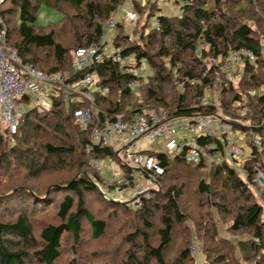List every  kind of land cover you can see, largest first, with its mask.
Returning a JSON list of instances; mask_svg holds the SVG:
<instances>
[{"label": "trees", "instance_id": "16d2710c", "mask_svg": "<svg viewBox=\"0 0 264 264\" xmlns=\"http://www.w3.org/2000/svg\"><path fill=\"white\" fill-rule=\"evenodd\" d=\"M126 1L6 0L1 13L8 43L22 62L46 72L70 71L74 50L97 43L111 15ZM177 2L182 7L163 13L159 29L151 22L161 9V0H149L145 5L135 2L139 13L137 39L129 38L125 19L118 23L116 42L125 46L126 54L147 61L153 74L136 90L129 86L133 75L124 73L118 63L106 60L96 65L99 85L110 87L108 94L97 95L98 107L112 116L123 114L124 119L144 108H165L172 118L222 114L234 121L247 119L249 125L234 122V129H253L263 144L248 141L245 176L226 161L209 164L203 159L196 165L179 156L171 160L158 152L164 172L158 175L156 189L141 207L99 195L135 217L129 249L135 247L140 253L128 255L129 264H195L194 245L202 252L199 264H264V205L251 186L256 185L255 169L264 172V0ZM43 5L60 10L62 20L46 26L37 24ZM66 36L71 42L63 39ZM202 38L206 48L200 57L197 50ZM242 48L251 50L255 60L246 57L242 76L234 79L229 77L225 60L232 50ZM192 79L201 81L191 83ZM219 84V104L208 102L206 88ZM252 89L261 90L263 95H250ZM243 100L248 111L241 116L236 110L243 108ZM82 104L68 105L59 98L46 113L30 110L13 137L0 132V171H4L0 186L9 187L0 189V264H59L68 236L73 237L76 247L80 242L83 219L90 224L94 239L105 235L108 223L86 207L85 193H98L95 179L101 176L92 166V158L117 152L110 147L87 151L92 124L79 122L74 114ZM197 140L207 150L221 145L216 137L200 136ZM68 166L77 172L62 184L66 191L58 204L59 223L37 229L27 208L8 207L17 195L38 194L23 182L62 173ZM180 167L183 169L177 170ZM184 169L193 172L194 182ZM261 193L264 195V190ZM8 208L15 218L5 219ZM158 214L160 226L155 228ZM169 251L173 256L167 257ZM83 262L75 255L67 264H86Z\"/></svg>", "mask_w": 264, "mask_h": 264}, {"label": "built area", "instance_id": "2783aa9c", "mask_svg": "<svg viewBox=\"0 0 264 264\" xmlns=\"http://www.w3.org/2000/svg\"><path fill=\"white\" fill-rule=\"evenodd\" d=\"M6 0H0V132L13 137L25 118L26 105L38 113L50 111L55 101L64 99L67 104L83 103L74 110L76 119L83 124H92L90 142L86 149L94 153L96 149L110 147L119 154L124 151L128 163L137 166L130 167L129 176L118 181L119 192L130 189L133 199L131 205L141 207L143 200L150 198L153 174L164 172L163 165L156 153L164 152L167 155H175L184 158L192 164H200L205 159L209 164L214 162L230 163L242 176L246 175L243 167L246 159V147L238 137L235 123L225 115L196 114L180 118H172L165 108H144L124 119L123 114L115 116L100 110L96 103L97 95L108 94L109 86L99 85L98 73L95 66L106 60H112L121 66L124 73L133 75L129 86L133 89L139 87L144 77L140 74L146 70L145 60H138L135 55L126 54L125 46L116 42L118 23L126 20L136 23L139 13L134 8V3L145 5L149 0H127L125 5L113 13L104 27V32L97 43L89 46L78 47L72 54L73 68L70 71L56 70L46 72L22 62L18 52L8 43V30L5 24L1 7ZM181 8L182 5L174 0L173 8ZM164 13L162 7L154 15L151 25L156 29L160 27V16ZM129 38H133L132 35ZM198 48L201 57L206 48L204 38ZM255 60L254 53L242 48L232 50L225 63L229 77L238 79L242 76L245 58ZM199 79L190 80L191 83L200 82ZM183 89V83H180ZM222 85L209 86L205 90L207 99L219 96ZM249 94L263 95L261 90H249ZM121 97L118 102H121ZM243 115L248 111L246 100L242 101ZM247 124V119H240ZM262 126H264V116ZM180 133V137L177 134ZM247 136L246 132H241ZM187 135H191L188 138ZM200 136L216 137L221 145L213 146L212 150L202 146L197 138ZM254 145L263 144L262 137L256 133L247 136ZM14 139H12L13 141ZM162 150H159V148ZM92 166L101 171L100 158L93 157ZM256 185L264 190V172L255 169ZM140 176L148 178V184L135 183ZM197 263H200L202 252L196 245L192 247Z\"/></svg>", "mask_w": 264, "mask_h": 264}, {"label": "rangeland", "instance_id": "374dc122", "mask_svg": "<svg viewBox=\"0 0 264 264\" xmlns=\"http://www.w3.org/2000/svg\"><path fill=\"white\" fill-rule=\"evenodd\" d=\"M63 18V13L53 7L43 5L38 13L37 24L41 26H46L51 23H59ZM14 24V22H13ZM12 22L11 25L13 26ZM126 31L129 36L132 35L133 38L137 39L136 23H132L126 21ZM138 30V29H137ZM66 42H71V39L66 36L63 38ZM212 60V59H211ZM147 63L146 70L142 71L140 76L144 77L146 80L148 76L153 74L152 67ZM145 81L142 82L144 84ZM140 87L135 88L139 90ZM172 95V90H168ZM168 93V94H169ZM169 94V97L171 96ZM208 102L212 103L215 101L219 104V96H215L213 98L207 99ZM26 107L25 116L28 113L27 109L32 108L28 105ZM221 113L222 110H219ZM237 113L243 115L241 109L236 110ZM250 123V120H248ZM234 122H242V120H235ZM243 124V123H242ZM247 125V124H245ZM247 130V131H246ZM246 132L247 136H251L254 133L253 129L242 128L241 132ZM179 134H177L178 137ZM187 137H191V135H187ZM159 150H162L160 147ZM246 154H249V148H247ZM170 159L173 160L175 155H169ZM101 161V171H100V179H95L98 187V193H85V205L86 207L93 212L96 216L103 218L107 221L108 227L105 235L101 238L94 239L92 237V229L90 224L86 219H83L81 222L82 230H81V240L78 243L77 247L74 245L73 237L68 236V239L64 242V253L62 259L59 261V264H67L68 261L75 255L79 256L86 264H129L128 263V255L137 253L139 250L135 247L129 249L128 238L129 235L133 233L134 230L132 225L135 221V217L128 216L125 214L123 208L118 205H111L105 202L100 198L99 193H104L108 198L114 199L117 201H131L133 199L132 194L127 193L126 190L119 192L117 187H119L118 181L122 178L129 176L131 172L130 167H137L127 162L124 151L122 150L119 154H110V155H102L100 158ZM138 168V167H137ZM181 168V167H180ZM177 169V170H182ZM207 170L203 169L202 173H206ZM4 172L3 169L0 173ZM76 168L68 166V168L62 173H53L47 174L46 176L39 177L37 179L26 180L23 183H26L27 186L31 187L35 191L38 192L37 195H33L36 197H32V195H17L16 198L9 203L10 206L14 208H23L28 209V212L32 216V221L37 229L42 228L44 225L49 223H59L60 218L58 217V204L61 201L64 193L65 187H63V182L73 179L76 174ZM94 172V170L92 171ZM96 173V172H95ZM191 173L186 169H184L185 175H190L189 177L191 182H194ZM201 173V174H202ZM203 175V174H202ZM158 175L153 174L154 181L152 182L151 189H156ZM173 181V180H170ZM135 183L147 185L148 178L146 176H140L136 179ZM253 188V192L255 193L256 199L260 201L264 205V195L261 193L262 189L260 185L257 183L251 184ZM9 187L0 186V189L5 190ZM102 191V192H101ZM186 194V193H185ZM45 195V196H44ZM151 197V195H150ZM107 199V200H110ZM128 203V202H127ZM6 213L5 219L15 218V215L10 214V209ZM159 214L157 217H154V225L155 228L160 226ZM156 230V229H155ZM154 239L156 238L155 231L153 232ZM138 242L142 245L140 239ZM77 251V252H76ZM140 253V252H139ZM137 253V254H139ZM175 253V252H174ZM173 256V251H169L167 257ZM202 258V257H201ZM83 262V263H84ZM195 264L197 260H195Z\"/></svg>", "mask_w": 264, "mask_h": 264}, {"label": "crops", "instance_id": "0c3cea01", "mask_svg": "<svg viewBox=\"0 0 264 264\" xmlns=\"http://www.w3.org/2000/svg\"><path fill=\"white\" fill-rule=\"evenodd\" d=\"M173 2H174V0H161V7H162L164 13H169L170 11L173 10ZM248 122H247V125L250 124ZM248 129H250V128H248ZM236 130H237L236 132L238 133V137L240 139V142H242L244 144V146L246 147V152H247L248 141H249L248 137L240 134V131L242 130V128H237ZM126 192L132 194L131 193L132 191L130 189H126Z\"/></svg>", "mask_w": 264, "mask_h": 264}, {"label": "water", "instance_id": "95a60500", "mask_svg": "<svg viewBox=\"0 0 264 264\" xmlns=\"http://www.w3.org/2000/svg\"><path fill=\"white\" fill-rule=\"evenodd\" d=\"M97 187H98V185H96ZM98 189H100L99 187H98ZM102 192V191H101Z\"/></svg>", "mask_w": 264, "mask_h": 264}]
</instances>
